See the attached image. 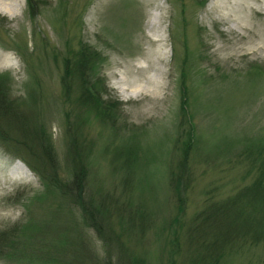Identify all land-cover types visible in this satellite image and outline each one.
Wrapping results in <instances>:
<instances>
[{"label":"rangeland","instance_id":"1","mask_svg":"<svg viewBox=\"0 0 264 264\" xmlns=\"http://www.w3.org/2000/svg\"><path fill=\"white\" fill-rule=\"evenodd\" d=\"M1 2L8 6L0 10V74L11 79L13 96L33 100L63 181L73 170L69 142L78 119L71 100L79 94L75 86L66 99L64 61L79 39L98 51L93 80L101 77L102 98L115 103V112L107 122L91 111L83 113L86 120L79 124L91 148L87 195L100 188L97 197L109 203L115 231L126 227L129 206L139 208L138 216L146 223L163 224L146 227L144 235L137 229L134 249L140 258L167 264L174 247L167 229L176 212L169 171L188 131L180 108L182 71L194 137L202 143L193 144L198 148L189 157L185 211L180 227L174 224L181 247L175 264L185 255V227L207 199L225 197L258 180L264 186V0H31L32 6L28 0ZM176 138L179 148H174ZM133 148V172L139 179L133 177L130 191L122 193L124 169L115 171L109 161L126 157ZM205 152L212 154V161L198 158ZM43 192L29 166L0 149V231L27 223L34 211L44 224L40 234L64 233L63 226L54 229L46 222L58 216L47 207H57L58 199L50 197L41 208L33 201L32 206ZM60 206L63 220L78 227L99 258L108 250L116 257L117 243L109 242L105 250L79 208ZM227 256L222 264H264V241Z\"/></svg>","mask_w":264,"mask_h":264},{"label":"trees","instance_id":"2","mask_svg":"<svg viewBox=\"0 0 264 264\" xmlns=\"http://www.w3.org/2000/svg\"><path fill=\"white\" fill-rule=\"evenodd\" d=\"M28 3L32 6L31 0H28ZM69 51L71 54L65 58L61 77L64 94L66 99L70 100L75 86L79 94L71 100L78 120L74 131L71 132L69 142L71 152L69 161L73 170L70 179L65 181L58 173V160L45 133V126L40 122L36 108L33 106V100L13 96L10 90L11 79L5 74H0V149L25 162L39 177L45 192L40 194L41 198L40 196L33 198L32 206L33 201L39 203L36 208H41L50 197L54 201L58 199L60 203L57 207L47 206L54 209V213L58 216L46 222L51 227L55 226L54 229L58 225L63 226L64 229V233L59 230L53 234H40L39 231H43L44 224L33 211L27 223L15 224L0 231V261L8 264H145L146 262L152 264L150 259L146 261L143 257L140 258L134 249L137 229L144 235L148 226L151 228L155 226V229H158L163 224L157 226L154 220L146 223L138 216L139 208H130V203L127 202L125 205L129 206L127 211L129 220L123 219L126 227H122V224L121 229L115 231L111 223L109 203L97 197L100 188L87 195V189L92 184L89 178L91 148L90 144L84 143L81 129H78L79 124L82 122L84 124L86 120L84 114H90V111L96 118L107 122L115 112V103L112 104L111 101L102 98L105 87L101 85V77L96 76L95 81L93 80L96 61L99 59L98 51L82 39L77 40L74 49L69 48ZM35 82L39 85L40 80L35 78ZM180 86V108L188 125V131L186 140L182 141L181 155L176 160L174 168L171 166L172 170L169 171V183L176 199V212L167 222L169 234L173 236L170 242L174 245L167 264H175V254L181 251L179 231L174 224L180 227L181 216L185 211L186 197L183 193L190 182L189 174L192 173L188 171L189 157L198 148L193 144L202 143L201 138L194 137L195 126L187 101L188 87L185 84L184 71ZM135 136L130 138L134 139ZM175 144L174 148H179L178 138ZM134 151V148L126 151V157L125 154L120 157L112 156L109 161L115 171L117 168L124 169L121 177V184L124 185L122 193L127 189L130 191L129 186L133 177L135 181L139 179L133 172L136 158ZM204 154L201 155L202 158L200 156L198 158L203 162L212 161V154L208 152ZM116 161L119 164L116 165ZM109 195L111 192L106 193V196ZM43 198L44 201H41ZM49 204L52 205V202L50 201ZM61 204H72L79 208L84 224L95 231L103 241L105 250L109 242H116L118 247L116 257L113 259L108 250L104 258H99L98 253L92 249V246L90 247L86 236L78 231V227L67 219L63 220L65 215L62 214ZM118 204L123 206L124 203ZM44 230H48L46 226ZM261 241H264V186L258 180L253 185L237 187L225 197L209 198L203 203L185 227V255L182 256L181 264H222L230 252ZM159 257L162 258L161 255Z\"/></svg>","mask_w":264,"mask_h":264},{"label":"bare ground","instance_id":"3","mask_svg":"<svg viewBox=\"0 0 264 264\" xmlns=\"http://www.w3.org/2000/svg\"><path fill=\"white\" fill-rule=\"evenodd\" d=\"M7 6L8 5L5 2H1V4H0V10H5L7 8ZM17 164H18V166L19 165L23 166V164L20 163L19 161L17 162Z\"/></svg>","mask_w":264,"mask_h":264}]
</instances>
